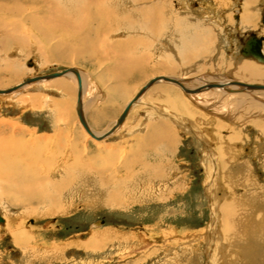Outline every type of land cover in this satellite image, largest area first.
Returning a JSON list of instances; mask_svg holds the SVG:
<instances>
[{
    "label": "rangeland",
    "instance_id": "rangeland-1",
    "mask_svg": "<svg viewBox=\"0 0 264 264\" xmlns=\"http://www.w3.org/2000/svg\"><path fill=\"white\" fill-rule=\"evenodd\" d=\"M42 1L53 8L75 4L79 14L90 12L101 22L89 23L90 28L102 27L98 32L70 30L66 23L64 29L50 27L41 17L49 8ZM95 1L118 11L120 2L132 0ZM138 2L147 12L164 3L165 33L139 32L133 24L110 31L94 3L85 0H0V89L73 67L85 82L89 127L102 133L137 91L167 71L185 82L234 78L228 67L237 53L264 66L239 52L251 34L264 37V0H138L127 9ZM246 3L254 6L252 27L241 18ZM130 15L132 23L142 21ZM75 16L72 10L71 25L79 23ZM4 34L22 37L15 44ZM134 39L150 44L128 52L125 45ZM110 51L130 58L128 65L114 67L105 55ZM75 90L73 80L63 76L0 96V264H226L217 259L225 250L235 264H264L262 228L255 244L241 251L225 241L233 206L264 210L263 110L237 105L234 93L226 100L191 97L160 83L142 95L122 129L102 142L78 123ZM202 143L226 160L225 165L219 160L216 177ZM210 179L214 185L207 184ZM210 202L217 226H210ZM251 248L261 256L251 260V252L241 261Z\"/></svg>",
    "mask_w": 264,
    "mask_h": 264
},
{
    "label": "bare ground",
    "instance_id": "bare-ground-1",
    "mask_svg": "<svg viewBox=\"0 0 264 264\" xmlns=\"http://www.w3.org/2000/svg\"><path fill=\"white\" fill-rule=\"evenodd\" d=\"M58 1H66V0H58ZM69 1H72L73 2V0H69ZM138 0H136V1H122V2H120L121 3V9H118V11H117V9L115 10V9H109L108 7L106 8L105 6H103V5H105V2L104 1H92V0H88V1H86L85 0V2L86 3H94V6L92 5L91 7H94L95 9H97V10H99V19L100 20H103L104 22H108V23H106V27H107V29H109L110 31L112 30H114L115 28L117 29V28H119L120 26H122L121 24H123V25H125L126 26V24H133L132 26H131V28L133 29V26L135 25V26H137L138 27V29H139V32H146V31H150V32H152L153 33V35H159L161 32H162V30H163V32L164 31H166L167 30V28H165V27H167L168 26V23H167V19L166 18H169V16H166V14H167V12H166V10L162 7L163 6V4H161V3H159L156 7H154L151 11H148L147 12V10L144 8V10H143V7H141V5H139L140 3H144L145 1H139L135 6L137 7L136 9L134 8H128L127 9V6H129L130 4H132V5H134L136 2H137ZM247 1H254V0H247ZM41 2V1H40ZM43 3H45L46 5H48V7L49 8H43L44 9V13H46L45 15L46 16H41L42 17V19H43V17H44V21H45V23L48 25V26H50V27H53V28H62L63 26H65L64 25V23H66V24H68L67 26H66V28H68L69 27V29L70 30H75L76 31V29H80V28H82V27H84V28H86V27H88V28H90L91 26H88L89 25V23L91 24L93 21H97V20H95L94 19V17H92L91 16V14H89V13H82V14H79V11L78 10H76L75 8H76V6H75V4H74V6L72 7L71 5L69 6L68 5V3L67 2H64L62 5H60V6H56L57 8H53L52 7V3L50 4V3H46L45 1H42ZM81 2H83V1H81ZM97 2H99V4H97V6H95V4L97 3ZM110 2V1H109ZM111 2H113V3H116V1H111ZM34 3H36V1L34 2ZM42 3V4H43ZM80 4V3H79ZM123 4H125V6H123ZM18 5V4H17ZM111 5H112V3H111ZM168 5V4H167ZM222 5V4H221ZM220 5V6H221ZM229 5V4H228ZM227 5V6H228ZM246 5V8H245V14L244 15H242V20L244 21V22H247V24H249L250 25V27H252L253 26V24H252V20H254V15H253V10H254V6H252V4L251 5H249V3H246L245 4ZM134 6V7H135ZM169 6V5H168ZM139 7V8H138ZM223 7H224V5H223ZM226 7V6H225ZM20 8V7H19ZM124 8V9H123ZM150 8H151V6H150ZM167 8V7H166ZM168 8H170V7H168ZM257 8V7H256ZM221 9V8H220ZM21 10V9H20ZM41 10V9H40ZM39 10V11H40ZM72 10H75V13H76V15L78 16V17H80V19L82 20H80L79 21V19L77 18V16H75V21H78L79 23L78 24H75V25H71L70 24V22H68L69 21V19H68V17H69V14H70V12L72 11ZM80 10V9H79ZM91 10V9H90ZM15 11V10H14ZM124 11V14H122V12ZM125 12H126V15H125ZM131 12L133 13V14H136V15H138V17L140 16V18H142V21L140 22L139 20L137 21V23L135 22V21H133V23H132V17H131ZM172 12V11H171ZM73 13L74 12H72V16H73ZM81 13V12H80ZM154 13V14H153ZM79 14V15H78ZM19 15V14H18ZM154 15V16H153ZM172 17V16H171ZM96 18V17H95ZM155 18V19H154ZM173 20V19H172ZM98 22V21H97ZM147 22L149 23V24H147ZM99 23V22H98ZM101 23V22H100ZM99 23V24H100ZM99 24H97V26H96V28H95V26H94V28H90V29H94V30H96L97 32H98V30L102 27V25H99ZM144 24H147V25H145L144 26ZM92 26H93V24H92ZM171 26V25H170ZM179 26H181V25H179ZM38 27V26H37ZM45 27V26H44ZM182 27H183V25H182ZM186 27V26H185ZM65 27H63L62 29H64ZM130 28V29H131ZM197 28V27H196ZM38 29V28H37ZM61 29V30H62ZM85 30V29H84ZM184 30V29H183ZM81 31V30H80ZM91 31V30H90ZM174 31V30H173ZM177 31V30H176ZM84 32V31H83ZM93 32V31H92ZM132 32H134V31H132ZM137 32V31H136ZM105 33V32H104ZM149 33V32H148ZM165 33V32H164ZM163 33V34H164ZM89 34V33H88ZM88 34H84V36L85 37H87V35ZM5 35V37H6V39L8 40V39H11L12 40V42L13 43H15V44H17L18 42H20V38L22 37L21 35H19L18 34V37H16V35L17 34H14V39L11 37V36H9V35H7V34H4ZM131 35V34H130ZM252 35V34H251ZM250 35V36H251ZM84 36H83V38H82V41H83V39H85L84 38ZM137 37V36H136ZM147 37V36H146ZM152 37V36H151ZM258 38H260V37H258ZM81 39V38H80ZM131 40V39H130ZM129 40V41H130ZM137 40V39H136ZM135 39L133 40V41H130V42H128L125 46V49L127 48L128 49V52L130 51V50H132V49H135V46L137 47V46H141V47H145L147 44L146 43H149V40L147 41V40H141V41H139V40H137L136 41ZM154 41V40H153ZM262 43H263V41H262ZM262 43H261V52H262V54L264 55V51H263V45H262ZM150 44V43H149ZM122 45V44H121ZM123 47V46H122ZM90 49V48H89ZM123 49V48H122ZM126 49V50H127ZM184 49H185V47H184ZM119 50V49H118ZM21 51V50H20ZM24 51V50H23ZM116 51V50H115ZM115 51H113V52H115ZM125 51V50H124ZM111 52V51H110ZM198 52V51H197ZM204 52L205 51H199L198 52V55H202V53H203V55H204ZM109 54L110 53H106L105 55L106 56H108V57H111L110 59H113V63L114 64H116L114 67H116L117 69H119V70H121L122 69V67L124 66L125 67V63L128 65V59H130V58H128V57H125V56H122V57H124V59H121L119 56H116V55H113V53L111 52V55L109 56ZM190 54V53H189ZM114 56V57H113ZM129 56V55H128ZM192 56L193 55H189V57H191L192 58ZM197 55H194L193 57H196ZM244 57V56H243ZM128 58V59H127ZM188 58V57H187ZM233 60H234V63H232L231 65H229V67H228V74L229 73H232L233 74V76H234V78H232V77H228V79H223V80H221V78L218 80V79H212V78H203V79H201V80H194V81H184V79H180V78H175V76L177 75L176 74V72L175 71H172V72H170V71H167L165 74H168L167 76H157V77H164V78H170V79H176V80H178V81H181L182 82V85H183V87L185 88V89H190V90H192V89H196V88H198V87H201V86H205L206 84H209V83H213V84H218V85H220V86H217V87H209V88H207V89H203V90H201L200 92H198V93H186V94H188V95H190L191 97H196V96H201L202 98L204 97H209V98H211V97H218V98H221L222 100H226V99H232V98H230V94L229 93H234V95L233 96H236L234 99H236V100H238V101H240V102H237L238 104L237 105H239L240 103H242V102H246V103H248V104H251V105H255V106H257V107H259L261 110H263L264 111V99L263 100H261V101H259V100H257L256 98H254L255 96H257V95H261L262 96V98H264V88H253V89H249V88H247V87H245L246 85L247 86H251V85H259L260 87H264V66H260V65H254V64H252V63H250V62H245V60L239 55V53H237V55H234L233 56ZM246 58V57H245ZM252 58V57H251ZM254 59V58H253ZM256 60V59H255ZM257 62H259V61H257ZM261 63V62H260ZM70 68H73V67H70ZM128 68V67H127ZM67 69H69V68H67ZM74 69V68H73ZM115 69V68H114ZM173 69V68H172ZM76 70V69H75ZM118 70V71H119ZM77 71V70H76ZM78 72V75H79V79H80V85H81V88H82V98H81V100H82V104H81V109H82V114H83V116H84V119L86 120V117H85V107H84V94H85V82H84V80H83V77H82V74L80 73V71H77ZM54 73V72H53ZM115 73V72H114ZM44 75V74H43ZM72 75V76H71ZM36 76H40V75H36ZM36 76H34V77H36ZM69 77V78H71L72 80H73V82H74V84H75V88H76V92H77V87H78V83H77V80H76V77L72 74V73H67V74H65V75H62L61 77ZM115 76V75H114ZM178 76H179V74H178ZM61 77H58V78H61ZM27 78H33V77H27ZM26 78V79H27ZM188 78V77H187ZM55 79H57V78H55ZM238 79V80H237ZM25 80V79H24ZM50 80H54V79H50ZM50 80H46V81H50ZM59 80V79H58ZM62 80V79H61ZM23 81V80H22ZM21 81V82H22ZM45 80H41V81H36V82H34V83H29V84H25V85H23L22 87H20L19 89H21V88H23V89H25L27 86H30V85H39V84H42V82H46ZM199 81V82H198ZM20 82V83H21ZM60 84H61V82H59ZM58 83V84H59ZM160 83H168V82H164V81H158V82H156V83H154L151 87H153L154 85H156V84H160ZM196 85V87L194 86V84ZM231 83H237V84H239V85H235V84H231ZM170 86H175V87H178L181 91H183L182 90V88L181 87H179V86H177V85H175V84H172V83H168ZM193 86V87H192ZM150 87V88H151ZM9 88H11V87H9ZM149 88V89H150ZM6 89H8V88H6ZM19 89H17V90H19ZM149 89L148 90H146V92H144L143 94H145V93H147L148 91H149ZM0 90H5V89H0ZM17 90H15V91H13V92H10V93H7V94H5V93H3V94H0V96H6V95H10V94H12V93H14V92H16ZM235 90H237V91H235ZM76 92H75V95H76ZM122 92H124V91H122ZM138 92V91H137ZM136 92V93H137ZM163 92V91H162ZM183 92H185V91H183ZM236 92H241V93H243V94H236ZM136 93L134 94V96L136 95ZM142 94V95H143ZM142 95L139 97V99L132 105V107L130 108V110H129V112H128V114H127V116H126V118H125V120H124V122L112 133V134H110L108 137H106V138H104V139H102V140H100V141H102V142H104V140L105 139H107V138H109V137H111V136H113V135H115L116 133H118V131L120 130V129H122V127L124 126V124H125V121H126V119H127V117H128V115H129V113H130V111L132 110V108L133 107H135V105H137V104H140L141 103V101H142ZM133 96V97H134ZM132 97V98H133ZM229 97V98H228ZM132 98H131V100H132ZM131 100H129L128 102H130ZM221 100V101H222ZM228 101H230V100H228ZM75 103H76V99H75ZM221 102H219V104H220ZM232 106V105H231ZM164 109H166V107L165 108H163V110H162V115H163V113H164ZM74 111H75V114H76V104H75V106H74ZM160 112V111H159ZM262 112V111H261ZM63 113V112H62ZM63 116V115H62ZM76 116H77V114H76ZM77 120H78V117H77ZM117 121V119L115 120V122ZM86 122H87V120H86ZM115 122H114V124H115ZM177 122H178V124H179V121L177 120ZM78 123L80 124V122H79V120H78ZM87 124H88V122H87ZM113 124V125H114ZM81 125V124H80ZM112 125V126H113ZM88 126H90L89 124H88ZM112 126L110 127V129L112 128ZM81 127H82V125H81ZM83 128V127H82ZM90 128V127H89ZM84 130V129H83ZM90 130H91V132L94 134V135H96V136H99V135H101V134H104L105 132H107L108 130H106V131H104V132H102V133H96L94 130H92L91 128H90ZM85 131V130H84ZM86 132V131H85ZM88 135V134H87ZM89 137H90V135H88ZM93 139V138H92ZM93 140H95V139H93ZM223 141V140H222ZM221 141V142H222ZM229 142V141H228ZM203 145H205V147H207V151H208V155H209V160L211 161V164H212V171L211 172H213V174H211V175H213L212 177H216V176H218L217 175V171H219L218 169V166H220V170H221V165H220V159H221V164L222 165H225L226 164V160H224L223 158V156H219L220 157V159H218V154H216L215 155V153L213 152V151H211V150H209L211 147H209L208 145H206L205 143H202ZM231 144V143H230ZM2 148V147H1ZM4 150V149H3ZM3 150H0V151H3ZM14 150V149H13ZM5 155V154H4ZM227 157V156H226ZM226 159V158H225ZM3 160V159H2ZM223 161H225V163L223 162ZM6 161L5 160H3L2 161V163H5ZM8 163V162H7ZM15 163V162H14ZM234 163H235V161H234ZM238 163V162H237ZM227 165H228V163H227ZM245 165V164H244ZM236 166V165H235ZM238 166H239V164H238ZM246 167H247V165H245ZM242 167V166H241ZM13 168V167H12ZM239 168V171H238V169H237V172H243L244 170H245V168H241L240 169V166L238 167ZM16 171H19V172H21L20 170H17L16 168H14ZM224 169V167H222V170ZM247 170V169H246ZM224 171V170H223ZM229 171V170H228ZM225 172H227L226 170H225ZM235 173V172H234ZM240 173V174H241ZM210 174V173H209ZM221 174V173H220ZM237 175H239V174H237ZM209 176V175H208ZM232 178V177H231ZM32 179V178H31ZM70 179V178H69ZM215 179V178H214ZM211 180V179H210ZM216 181H217V179H216ZM30 184V183H29ZM33 184V183H32ZM32 184H30V185H28V186H30V188L31 189H33L34 190V188L36 189V185L35 186H33ZM209 186L210 185H212L213 184V180H211V182L209 183H207ZM236 184V183H235ZM214 185V184H213ZM23 186V185H22ZM27 186V188L29 189V187ZM14 187H16L15 186V184H14ZM257 187V186H256ZM17 188V190L19 189L18 187H16ZM22 188H24V186L22 187ZM57 188V187H56ZM259 188V187H258ZM24 189H26V188H24ZM209 189H211V187L210 188H208V190ZM213 189V188H212ZM211 189V190H212ZM21 190H23V189H21ZM27 190V189H26ZM30 190V189H29ZM214 190V189H213ZM28 191V190H27ZM37 191H38V189H37ZM20 192V191H19ZM25 192V191H24ZM29 194V193H28ZM217 194V193H216ZM212 199H214V197H213V195H212ZM51 200V199H50ZM255 200V199H254ZM49 201V200H48ZM15 202V201H14ZM212 205H213V203L212 202H210ZM115 205V204H114ZM116 206V205H115ZM214 206V205H213ZM230 207V206H229ZM234 207V206H233ZM211 209L213 210L212 211V213L214 214V213H216V210H215V206H214V208L211 206ZM233 209V208H232ZM253 212L255 213V211L253 210ZM253 212L252 211H250V210H244V214L242 215V214H240L239 215V217L237 216L236 217V215H235V217H236V219L232 222V221H229L228 220V217H227V222L228 223H230V227L228 228V227H226L225 229V235H226V240H228L229 241V243H231V244H236L237 242L238 243H241V247H242V249L245 247V245H248V246H251L252 245V243H253V241H255V240H257V238H258V236H259V230H261V228H262V234H264V217H262V216H264V210L262 209H260L259 211H258V209H257V211L256 212H258V217L256 218V216L253 214ZM260 215V216H259ZM262 215V216H261ZM253 216V217H252ZM238 218V219H237ZM2 223V222H1ZM217 220L215 219V217H214V219H213V217H212V219H211V224H210V226H217ZM98 236H100L99 234H96L94 237H96L97 239H99L98 238ZM236 241V243L234 242V240ZM263 239V238H262ZM253 244H255V243H253ZM239 247V245H237V248ZM231 248V247H230ZM239 250V249H238ZM250 250V249H249ZM240 251H241V249H240ZM253 251V250H252ZM251 250H250V252L248 253V252H246V256H247V254L250 256L251 255V252H252ZM259 254V253H258ZM262 254V253H261ZM261 254L259 255V256H261Z\"/></svg>",
    "mask_w": 264,
    "mask_h": 264
},
{
    "label": "water",
    "instance_id": "water-1",
    "mask_svg": "<svg viewBox=\"0 0 264 264\" xmlns=\"http://www.w3.org/2000/svg\"><path fill=\"white\" fill-rule=\"evenodd\" d=\"M261 23L264 24V7L262 9V15H261ZM262 41H264V37H260L258 38L255 34H252L251 36L247 37L245 40H243L241 42V48H240V54L244 57H252L254 59H256L257 61L264 63V55L261 52V43ZM67 73H72L77 80L78 83V87H77V92H76V114L78 117V120L80 122V124L82 125L83 129L86 131V133L88 135H90L91 138L95 139L96 141H100L106 137H108L110 134H112L125 120L130 108L132 107V105L139 99V97L146 92V90H148L154 83L158 82V81H164V82H168V83H172L175 84L179 87L182 88L183 91H185V93H198L203 89H207L209 87H217L220 86L218 84H213V83H209L206 84L205 86H201L198 87L196 89H185L182 85L181 81H178L176 79H170V78H164V77H154L153 79L149 80L137 93L136 95L133 97V99L125 106V108L123 109V111L121 112V114L118 116L117 121L115 122V124L112 126L111 129H109L107 132H105L104 134H101L99 136L94 135L86 120L84 119V116L82 114V109H81V104H82V88L80 85V79H79V75L78 72L73 69V68H69V69H64V70H60L58 72H54V73H48V74H44V75H40V76H36L33 78H27L25 80H23L21 83L5 89V90H0V94H7L10 92H13L17 89H19L20 87H22L25 84H29V83H34L36 81H41V80H50V79H55L58 77H61L62 75H65ZM231 84H235V85H239L237 83H231ZM249 89H253V88H264V87H260L259 85H251V86H245ZM2 222V218L0 217V223Z\"/></svg>",
    "mask_w": 264,
    "mask_h": 264
},
{
    "label": "crops",
    "instance_id": "crops-1",
    "mask_svg": "<svg viewBox=\"0 0 264 264\" xmlns=\"http://www.w3.org/2000/svg\"><path fill=\"white\" fill-rule=\"evenodd\" d=\"M230 207H231V206H230ZM230 207H229V208H230ZM232 208H233V207H232ZM232 208H231V211H230L231 216H229V217L227 216V217L229 218V221H232V222L236 219L237 216L239 217L240 214L243 215V214H244V213H243L244 210H246V211L249 210V209L246 208V206H245V207H241V208H237V209H236V208H233V209H232ZM228 212H229V210H228ZM252 212H253V211H252ZM255 213H258V212L255 211ZM255 213L253 212L254 215H255ZM235 215H236V217H235ZM211 217H213V219H214V214H213V213L211 214ZM237 219H238V218H237ZM230 223H231V222H230ZM233 240H234V239H233ZM225 241H227V240H225ZM234 242L236 243L235 240H234ZM222 244H223V247H224V249H223V251H224V250H225V242L222 243ZM236 244L239 245L238 249H241V248H242V247H241V246H242L241 243H238V242H237ZM252 250H253V251H252ZM219 251H220V250H219ZM236 251H237V249H236ZM251 251H252V252L254 253V255H255V256H251V257H253V258H250V259L252 260V259L256 258L259 254H258L257 252H254V249H253V248H251ZM233 253H234V252H233ZM234 254H235V253H234ZM241 255H242V254H241ZM222 256H223V257H222ZM222 256L218 255L217 259H218L219 257H221V260H222L223 262L227 261V263L225 262L226 264H228V263H229V264H235V263L232 261V260H234V259H232V258L229 259V256H230V255H227V251H226V250L224 251V253H223ZM242 257H243V258H239V259H241V261H245V259L248 258V257H250V256L247 254V256H243V255H242ZM235 260H238V259H235ZM236 264H238V263H236ZM253 264H258V263H254V262H253Z\"/></svg>",
    "mask_w": 264,
    "mask_h": 264
}]
</instances>
